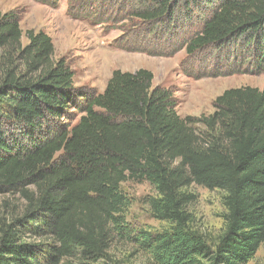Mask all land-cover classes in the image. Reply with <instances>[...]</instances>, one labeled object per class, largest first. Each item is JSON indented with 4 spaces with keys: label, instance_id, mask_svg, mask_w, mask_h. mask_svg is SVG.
Returning a JSON list of instances; mask_svg holds the SVG:
<instances>
[{
    "label": "trees",
    "instance_id": "1",
    "mask_svg": "<svg viewBox=\"0 0 264 264\" xmlns=\"http://www.w3.org/2000/svg\"><path fill=\"white\" fill-rule=\"evenodd\" d=\"M181 1L145 0L148 7L134 15L173 16ZM22 38L18 15L0 12V193L27 203L1 230L0 264H60L78 255L98 262L119 236L149 250L156 264L254 259L264 243V89H229L211 116L182 118L173 93L153 87L151 71L116 70L70 127L61 121L79 99L73 71L54 59L46 33L28 31L27 45ZM244 39L264 49V0H221L187 51ZM197 122L213 137L202 140ZM10 126L24 130L26 143ZM126 181L156 188L155 218L170 230L128 229ZM192 184L227 193L226 229L214 251L189 228L185 189ZM29 233L52 240L45 255L42 245L25 241Z\"/></svg>",
    "mask_w": 264,
    "mask_h": 264
},
{
    "label": "rangeland",
    "instance_id": "2",
    "mask_svg": "<svg viewBox=\"0 0 264 264\" xmlns=\"http://www.w3.org/2000/svg\"><path fill=\"white\" fill-rule=\"evenodd\" d=\"M220 1L184 0L175 7V15L155 21H144L134 15L148 7L150 3L145 0H0V12L18 15L23 45L28 44V31L44 32L53 41L54 59L67 61L74 73L79 99L61 123L73 127L83 115L86 101L105 91L116 70L151 71L153 87L173 93L182 118L211 116L216 111V99L229 89L263 90L264 63L259 62L264 58L263 45L248 44L244 39L208 46L193 54L187 51V44L213 17ZM9 128L14 139L26 143L21 127ZM193 128L202 140L213 137L202 123H194ZM122 191L127 198L123 216L131 232L158 233L171 229V224L155 218L151 200L160 195L149 182L126 181ZM185 192L192 196L186 210L189 228L214 251L226 229L227 193L197 184L187 187ZM26 204L18 193H0V237L2 228L21 216ZM25 241L42 245L44 255L52 245L51 239H41L32 233ZM45 261L47 257L43 258ZM103 263L156 264L149 250L120 236L106 259L93 262L78 255L60 264ZM248 264H264V243Z\"/></svg>",
    "mask_w": 264,
    "mask_h": 264
}]
</instances>
